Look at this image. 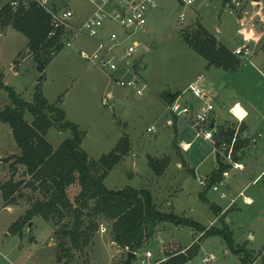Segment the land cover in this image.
<instances>
[{"label": "rangeland", "instance_id": "obj_1", "mask_svg": "<svg viewBox=\"0 0 264 264\" xmlns=\"http://www.w3.org/2000/svg\"><path fill=\"white\" fill-rule=\"evenodd\" d=\"M10 1L0 0V8ZM69 2L57 0L58 5L54 6L67 7ZM222 3L223 0H196L193 5L183 6L178 0H160V6L149 12L148 25L135 36L143 44L141 51L145 54L138 67L144 69L150 86L143 95L132 87L118 85L102 68L80 55L81 49L92 51L96 46V42L84 34L77 35L72 46H64L42 72L29 50L28 37L10 26L0 29V76L3 75L2 80L27 101L33 100L39 78L43 76L45 96L51 103L61 97L60 106L65 109L67 119L86 132L82 147L95 160L110 153L123 135L129 136L131 152L106 177L104 182L109 189L127 185L149 188L163 210L173 211L175 203L176 214L188 216L206 227L224 228L222 219L215 220L217 215L210 204L194 197L197 190L200 194L205 191L200 190L198 176L210 171L213 165L211 147L201 138H195L193 130L184 124L177 139L175 127L156 121L158 115L167 111L157 93L176 92L203 75L206 77L203 84L216 94L214 103L223 116L233 120L229 107L222 109L223 105L240 95L247 98L248 94L257 101L258 111L264 115V0H232L226 7ZM182 13L184 19L180 18ZM200 24L233 52L250 47L254 55L251 59L237 55L241 62L236 70L209 65L207 59L184 40L185 34L195 33ZM9 105H12L9 94L1 89L0 110ZM236 112L239 113L237 109ZM25 117L33 120L30 112ZM153 122L157 130L149 132L148 126ZM71 135L70 129L52 128L47 138L58 147ZM182 140L192 141L187 151L181 148ZM20 152L11 126L0 122V185L13 173L8 159ZM182 157L188 159L191 169L180 166ZM151 159L159 165L161 161L167 163L161 175L153 170ZM201 160L203 164L198 165ZM196 166L198 175L194 172ZM15 180L30 181L23 165H17ZM187 190L192 192L189 197L184 196ZM79 191V185L72 186L71 198L75 199ZM222 194L212 189L208 191L210 199L225 206L229 199H224ZM15 197V203H7L0 192V264H123L126 261V249L113 241L111 221L103 216L97 221L99 230L90 244L75 251L73 257L66 253L71 242L63 233L64 228L72 226V215L62 221L35 216L31 225L24 227L22 236L12 232L11 226L44 194L24 184ZM180 204L184 205L180 207ZM225 215L234 247L243 249L239 253L223 235L213 234L198 241L201 231L163 222L130 264H145L142 259L148 247L154 256L146 264H158L156 261L163 257L165 246L179 245L186 250L195 241L200 245L198 253L186 264H200L206 255L214 256L208 264H242L247 255L252 264H264V194L257 193L253 205L236 201ZM102 224L107 226L105 232L101 231Z\"/></svg>", "mask_w": 264, "mask_h": 264}, {"label": "trees", "instance_id": "obj_2", "mask_svg": "<svg viewBox=\"0 0 264 264\" xmlns=\"http://www.w3.org/2000/svg\"><path fill=\"white\" fill-rule=\"evenodd\" d=\"M11 1L0 8V29L4 30L10 26L24 33L29 40L30 52L44 72L64 47L63 41L59 35L49 37L52 30L51 16L37 1H22L17 8L12 6ZM184 40L205 57L211 66L231 71L237 69L241 62L237 54L221 43L204 25H198L193 34L187 32ZM2 77L3 75L0 76V90L5 89L8 92L12 105L0 110V122L11 126L21 152L13 159H8L13 173L8 181L0 185V192L7 203H15L16 193L24 184L39 189L44 194L43 198H36L25 216L11 226L12 232L22 236L24 227L28 223L31 225L35 216L48 221H62L72 215L73 224L64 228L63 233L71 242L66 248V253L73 257L75 251H81L90 244L99 230L97 221L103 216L111 221L113 241L120 248L128 247L129 251L136 253L144 248L145 243L155 234L158 225L163 222L190 226L193 230L201 231L198 241L213 234L223 235L236 253L243 250L234 247L226 215L220 217L224 228H218L216 225L206 227L188 216L163 210L149 188L127 185L121 189H109L104 182L106 177L131 152L129 136L123 135L110 153L95 160L82 147L86 132L79 124L67 119L65 109L60 106L61 97L51 103L44 94L41 81L35 88L33 100L27 101L20 97L13 87L7 85ZM176 92L178 94L179 91ZM162 95L168 99L171 97L165 91ZM27 112L33 115L32 121L26 119ZM52 128L70 129L72 135L55 147L47 138ZM221 134L232 138L234 131L229 129L226 132L221 131ZM246 145V142L238 140L236 158H239V153ZM150 164L158 175L167 167L165 161H161L159 165L154 159L150 160ZM17 165L26 168L30 181L15 180ZM220 179V174H213L211 183ZM76 184L79 185L80 191L75 199H72L69 191ZM214 210L217 214L220 213L215 207ZM198 241L186 250L179 245L165 246L167 258L159 264H186L196 257L200 247ZM252 262L248 255L242 260V264Z\"/></svg>", "mask_w": 264, "mask_h": 264}, {"label": "built area", "instance_id": "obj_3", "mask_svg": "<svg viewBox=\"0 0 264 264\" xmlns=\"http://www.w3.org/2000/svg\"><path fill=\"white\" fill-rule=\"evenodd\" d=\"M25 0H12L11 4L17 8L19 4ZM42 6L51 16L52 30L49 37L60 36L64 46H72L73 41L79 34L87 35L96 42V46L92 51L81 49L80 55L87 60L102 68L118 85L123 87H132L137 94L143 95L150 89L149 82L143 74L144 69H139L138 62L143 57L141 49L143 44L138 41L135 36L138 30L144 29L148 25V14L151 10L160 6V0H90L93 5L91 15L81 23H76L75 12L69 7H56L50 0H35ZM183 6H190L196 0H178ZM181 19L185 18L182 13ZM2 32H0V36ZM250 47L238 48L237 55L253 54ZM203 76L191 82L187 87L181 89L178 94L171 96L170 99L158 94V98L162 100L168 113L182 121L187 128L193 130L195 138H201L209 144L212 154L216 158L215 173L221 175V179L216 183H211L210 175L198 176V181L203 189L211 187L218 190L220 185L230 177L232 170L242 172L244 164L236 158V145L239 140V129L237 127L232 138L221 134V130L215 126L214 115L215 104L214 94L203 84ZM192 95L199 100L196 106L187 100ZM235 105L230 109L231 113L236 116L240 122L243 118L239 117L235 112ZM156 127L149 126L148 131L153 132ZM258 137L264 138V133H259ZM191 143H182L181 147L188 150ZM264 177V171L256 179L251 180L248 186H256L259 191L264 194V187L260 186V181ZM226 196V193H223ZM239 198L249 204L252 202L246 194L245 190L240 191L236 196L231 197V205ZM107 226L102 224L101 231L105 232ZM129 251L126 248V253ZM153 257L151 250H147L142 262ZM214 259L212 255H206L200 264H208Z\"/></svg>", "mask_w": 264, "mask_h": 264}, {"label": "crops", "instance_id": "obj_4", "mask_svg": "<svg viewBox=\"0 0 264 264\" xmlns=\"http://www.w3.org/2000/svg\"><path fill=\"white\" fill-rule=\"evenodd\" d=\"M50 2L53 5H55V4L58 5L57 4V0H50ZM67 5H68L67 7H69V8L74 10V12H75L74 21L76 23L83 22L85 19H87L91 15V13L93 11V5L90 2V0H70L69 4H67ZM254 53L255 52H253V54L250 57H248V59H251V57L254 55ZM203 78H204V83H205L206 82V77L204 75H203ZM192 81H190L185 87H187ZM185 87H181L177 91H180L181 89H183ZM109 95L112 96L113 93L110 92ZM214 96L216 98V94H214ZM215 98H214V100H215ZM187 100L189 102H191V103H194L196 106L199 104V100L197 98H194L192 95L188 96ZM214 104H215L214 115L216 117V119L214 120L215 126L218 129H220L221 131H223V132H226L227 130L231 129V130L234 131V134H235V132L237 130V127L240 125L239 135H238L239 136V140L242 141V142H246L247 143V145L243 149V151H241L239 153V160L244 164V170L242 172H239L237 170H232L230 177L227 178L225 180V182L220 185L218 190H214L211 187H209L207 189H202L201 188L200 190H202V191L205 190V191L201 192V194H200L199 193L200 191L197 190L196 191L197 193L194 194V197H196L197 199L199 198L200 200H203V201L207 202L208 204H210L211 208L214 209V207H215L217 210L220 211L219 214L215 213L217 215L215 220H217L222 215H225L226 213L229 212V210H231V207H232V205H231V197L233 195L236 196V195H238L240 193V191L245 190L246 196L250 200H252V202L255 203L256 197H257V193H261L256 186H248V184H249V182L251 180L256 179L264 171V138L263 137H258V139L256 141H254V138L257 137L259 133H264V115H262L260 110L258 111L259 105L257 104V101L255 99H253V98H249V94L247 95V98L246 97H241V95H240L236 99H231V101L229 103H225L223 105L222 109H225V107L226 108L229 107V113L234 117L233 120L223 116V112L222 113L217 112L216 103H214ZM235 105H238L235 108V112H236V109H237V111L239 113H237V112L236 113L238 114L239 117L243 118L242 122H240L239 119L236 116H234L231 113V111H230V109L232 107H234ZM158 120L164 126H168V127L173 126V127H175V130H176V133H177L176 135H177V139H178V135H179V132H180V127H181L182 124H184L182 121H178L176 118L172 117L167 111L163 112L160 115H158V117L156 118V121H158ZM155 123L156 122H153L149 126H151V125H155L156 126ZM185 127H186V125H185ZM156 128H157V126H156ZM184 142L185 143L186 142L187 143H191L192 141L182 140L181 144L184 143ZM251 149H253V151L249 152ZM184 151H187V150H184ZM203 161L204 160H201L198 163V165H200L201 163L203 164ZM216 162H217L216 158L214 157L213 165H212L210 171H207V172H205L203 174L204 175H210L211 178H212V175L216 174L215 173ZM171 164H172V162H171ZM180 166H183V167L185 166L186 168H190V169L192 168L190 166V163H189L188 159L185 158V157H182V162L180 163ZM197 167L198 166H196V168L194 169L195 174H197V171H198ZM259 184H260V186L264 187V177L260 181ZM75 186H78V185L76 184ZM253 187H255L257 190L256 189H255L256 191L255 190H251ZM209 189H212V190L218 191V192H222V193H226L225 197L223 196V194L221 196L224 199H229V202L225 206H223V205L219 204L218 202L214 201L213 199H210V197L208 196ZM191 193H192L191 191L187 190V191H185V193H184L185 195L184 196L185 197H189V196L192 195ZM167 194L168 193L165 194L166 198H167ZM154 198H155V196H154ZM176 199L178 200L179 197H176ZM155 201L157 202L156 199H155ZM238 202H240L242 204H245V205H248V206L254 204V203L246 204L244 202L243 198H239L237 200V203ZM169 203L171 204L173 202H169ZM183 205L184 204H180V207H182ZM174 206L176 207L175 203H174ZM175 207H174V210H175ZM159 235H157L156 237L158 238ZM197 240H198V238H197ZM147 250H149V247H148ZM162 250H163V248H162ZM146 251H145V253H146ZM163 253H164L163 257L161 259L157 260L156 263L159 264L161 261L166 260L167 255L164 252V250H163ZM137 255H138V253H137Z\"/></svg>", "mask_w": 264, "mask_h": 264}, {"label": "water", "instance_id": "obj_5", "mask_svg": "<svg viewBox=\"0 0 264 264\" xmlns=\"http://www.w3.org/2000/svg\"><path fill=\"white\" fill-rule=\"evenodd\" d=\"M254 1H260V0H254ZM231 2H232V0H223L222 5H223V7H226V6L229 5ZM39 70L42 71V70H41V67H39ZM42 80H43V76H40V78H39V82L42 81ZM168 94H169L170 96H174V95H175V93H173L172 91H168ZM124 133H125V132H124ZM136 257H137V253H136V252L128 251V252H127V259H126V261H125V264H130L134 259H136Z\"/></svg>", "mask_w": 264, "mask_h": 264}]
</instances>
